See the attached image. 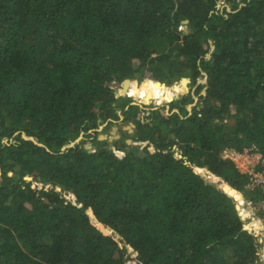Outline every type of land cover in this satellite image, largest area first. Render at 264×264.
<instances>
[{
  "label": "trees",
  "instance_id": "16d2710c",
  "mask_svg": "<svg viewBox=\"0 0 264 264\" xmlns=\"http://www.w3.org/2000/svg\"><path fill=\"white\" fill-rule=\"evenodd\" d=\"M225 149L264 158V0H0V264H262Z\"/></svg>",
  "mask_w": 264,
  "mask_h": 264
},
{
  "label": "rangeland",
  "instance_id": "374dc122",
  "mask_svg": "<svg viewBox=\"0 0 264 264\" xmlns=\"http://www.w3.org/2000/svg\"><path fill=\"white\" fill-rule=\"evenodd\" d=\"M144 78H150L148 76H145ZM143 78V79H144ZM182 79H190L189 77H182L181 80L179 81H176V82H181ZM127 80V79H125ZM123 80L122 83L125 81ZM128 80H136L139 84L142 83V80L140 81L139 79H128ZM159 81V80H158ZM161 82V81H160ZM163 83V82H161ZM200 83H202L201 81L198 82L195 86L190 83V91L186 94H184L183 97L181 98H178V99H175L173 100L171 103H175L177 102L178 100H181L183 99L185 96H188L191 91L193 92V89L196 87V90L198 89ZM164 84H168L167 82H165ZM174 84V83H173ZM171 86V85H169ZM116 90H118L117 88H115V95L117 94ZM194 91L195 93V97L198 98L199 96L197 95V93ZM204 94V92H202L201 94L199 95H202ZM117 99H120L116 96ZM130 99V97H127ZM132 99V98H131ZM130 99V100H131ZM132 101L134 102H137L136 100L132 99ZM199 101L195 102V104H198ZM138 103V102H137ZM171 103H167L166 105L164 106H160V108H165L166 111H169V108H170V104ZM195 104H193V106H195ZM142 107H146V108H151V107H156L155 105L151 104V105H144V104H141ZM130 123H133V122H130V121H125V122H122L120 121L119 123L117 124H112V125H106L104 126L103 130L102 131H99V134L100 135H104L105 137L107 138H110L111 137V132H112V128L114 126H118L119 128V134L121 133V131H124V129L126 127H129L130 126ZM136 131V129H134V132L133 133H130V134H134ZM127 132V130H126ZM85 147H88L89 151L91 152H94V143H92L91 141H87V143L85 144ZM253 149H248V150H245L241 153H244V154H248L249 155V163H248V167H249V171L250 172H253L254 173V176H253V179H251L250 181V184H248L247 186V190L251 191V192H254L256 190L259 189V187H261L260 189L264 192V170H262V172H256L255 169L256 167H258L259 165L263 164L262 162H264V158L263 156L256 152V151H252ZM226 159V158H225ZM10 175H12L10 173ZM26 180H30V178L26 177ZM262 192V193H263ZM245 193L241 194V199L237 198L235 203H236V209L238 210V213L239 215H241V217L244 219L245 221V228L250 232V234L254 235L259 243V251H260V256H261V262L262 264H264V216H262V211H264V201H260L256 204L246 200L245 198ZM67 199H70V197L68 195H66ZM247 209L249 211L248 214L247 213H244V209Z\"/></svg>",
  "mask_w": 264,
  "mask_h": 264
},
{
  "label": "water",
  "instance_id": "95a60500",
  "mask_svg": "<svg viewBox=\"0 0 264 264\" xmlns=\"http://www.w3.org/2000/svg\"><path fill=\"white\" fill-rule=\"evenodd\" d=\"M212 51L215 49V47L212 45ZM210 57V55L208 56V58ZM185 80H188L189 82L191 81L190 79H182V81H185ZM206 80L207 79H204V80H202V82H206ZM130 80H125L123 83H122V86L124 85V84H126V83H128ZM164 84V83H163ZM115 85V87L118 85L117 83L116 84H114ZM116 92H118V90H116ZM116 96H117V94H116ZM133 104H137V105H140V106H142L140 103H137V102H133ZM192 107H193V105H191V106H189L188 107V109L189 110H191L192 109ZM230 123L231 124H234V121H230ZM104 126H106V125H103V126H101L100 127V131H102L103 130V128H104ZM134 129H136V125L134 124V123H130V126L129 127H126L125 129H124V131H126L127 130V132L128 133H133L134 132ZM22 138L23 139H25V140H28V141H32V142H34L35 144H38L39 145V143H38V141L35 139V138H33V137H28V136H26V134H23L22 135ZM83 139V136H81L78 140H76L74 143H72V144H70V145H67V146H65L64 148H63V150H66L67 148H70V147H74L76 144H79L80 143V141ZM119 139H121V135L119 134V128H118V126H114L113 128H112V132H111V137L110 138H107V137H105L104 135H100L99 136V140L100 141H109V142H114V141H116V140H119ZM87 149H89L88 147H86ZM56 190L57 191H61V189L59 188V187H56Z\"/></svg>",
  "mask_w": 264,
  "mask_h": 264
},
{
  "label": "built area",
  "instance_id": "2783aa9c",
  "mask_svg": "<svg viewBox=\"0 0 264 264\" xmlns=\"http://www.w3.org/2000/svg\"><path fill=\"white\" fill-rule=\"evenodd\" d=\"M223 156L233 162L236 167L243 173H251L249 171V155L236 151L234 149H226L223 151ZM253 179V178H252ZM254 180V179H253Z\"/></svg>",
  "mask_w": 264,
  "mask_h": 264
},
{
  "label": "clouds",
  "instance_id": "9594fccd",
  "mask_svg": "<svg viewBox=\"0 0 264 264\" xmlns=\"http://www.w3.org/2000/svg\"><path fill=\"white\" fill-rule=\"evenodd\" d=\"M226 150V149H225ZM237 151V150H236ZM252 151H255L254 149L252 150ZM240 152V151H239ZM222 156H223V152H222ZM224 157V156H223ZM225 158V157H224ZM228 161H230V160H228ZM231 162V161H230ZM233 163V162H232ZM234 164V163H233ZM235 165V164H234ZM236 166V165H235ZM237 168V167H236ZM238 169V168H237ZM239 170V169H238ZM240 171V170H239ZM241 172V171H240ZM241 173H243V172H241ZM243 174H249V175H251L252 177L254 176V173L253 172H251V173H243ZM241 216V215H240Z\"/></svg>",
  "mask_w": 264,
  "mask_h": 264
},
{
  "label": "flooded vegetation",
  "instance_id": "af4514ba",
  "mask_svg": "<svg viewBox=\"0 0 264 264\" xmlns=\"http://www.w3.org/2000/svg\"><path fill=\"white\" fill-rule=\"evenodd\" d=\"M121 135V134H120Z\"/></svg>",
  "mask_w": 264,
  "mask_h": 264
}]
</instances>
